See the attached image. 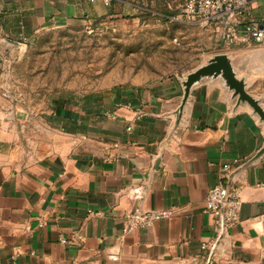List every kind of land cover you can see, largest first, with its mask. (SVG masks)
I'll return each instance as SVG.
<instances>
[{"label": "crops", "instance_id": "0c3cea01", "mask_svg": "<svg viewBox=\"0 0 264 264\" xmlns=\"http://www.w3.org/2000/svg\"><path fill=\"white\" fill-rule=\"evenodd\" d=\"M250 2L251 22L264 28V0ZM132 11L123 0H0V264L208 263L201 246L213 244L217 229L204 212L207 193L228 185L224 165L241 166L264 146V124L247 106L236 109L219 81L192 91L178 127L180 77L110 97L54 98L36 114L8 93L11 59L38 35ZM205 36L213 51L196 67L218 54H229L236 68L251 57L243 63L258 71L238 72L264 108V42L241 33L228 44L213 28ZM140 186L148 189L147 209L174 214L125 234L123 217ZM231 188L241 202L239 223L212 262L264 264V156Z\"/></svg>", "mask_w": 264, "mask_h": 264}, {"label": "rangeland", "instance_id": "374dc122", "mask_svg": "<svg viewBox=\"0 0 264 264\" xmlns=\"http://www.w3.org/2000/svg\"><path fill=\"white\" fill-rule=\"evenodd\" d=\"M123 1L129 17L60 26L12 58L7 89L17 106L36 114L54 98L110 97L182 77L213 51L184 0Z\"/></svg>", "mask_w": 264, "mask_h": 264}, {"label": "built area", "instance_id": "2783aa9c", "mask_svg": "<svg viewBox=\"0 0 264 264\" xmlns=\"http://www.w3.org/2000/svg\"><path fill=\"white\" fill-rule=\"evenodd\" d=\"M109 5L112 0H104ZM184 16L193 24L203 29L213 28L216 32L223 33L228 44L238 41L241 33L247 34L257 44L264 42V28L254 25L251 22V2L250 0H186ZM129 130H131L129 128ZM240 165L235 161V167L229 164L223 166L225 178ZM133 199L136 201L124 214L125 234L152 227L156 222L168 219L173 216V211L152 210L145 207L148 196V189L144 186L133 188ZM241 202L237 193L231 188L228 192L227 185L219 183L209 189L204 212L216 219L217 239L213 244H202L201 248L209 252L207 264H213L212 258L221 245V241L229 228L239 223V212ZM90 214H93L92 212ZM78 242L82 241V236L76 234ZM62 243L67 240L62 239ZM112 259H116L112 257Z\"/></svg>", "mask_w": 264, "mask_h": 264}, {"label": "water", "instance_id": "95a60500", "mask_svg": "<svg viewBox=\"0 0 264 264\" xmlns=\"http://www.w3.org/2000/svg\"><path fill=\"white\" fill-rule=\"evenodd\" d=\"M249 60H251V57L244 59L243 61L240 60L238 68H236L234 60L229 54H218L207 58L200 66L180 77L179 81L182 87L183 96L180 99L179 107L174 112L175 127H178L182 121L184 110L188 105L192 91L205 82L214 83L216 81H219L222 84L223 89L230 95L231 101L235 102L236 109L240 106H247L251 109L252 114L264 124V108L261 104V100L248 93V77L247 75H240L238 72L242 69L248 70V72L250 71L251 73L258 71V69L251 70L249 66H245L246 64L243 62L246 61L247 63ZM261 67L262 66L258 68L260 69ZM263 156L264 146L253 158L231 173L228 177V192L231 189L235 176L240 171L257 162Z\"/></svg>", "mask_w": 264, "mask_h": 264}]
</instances>
